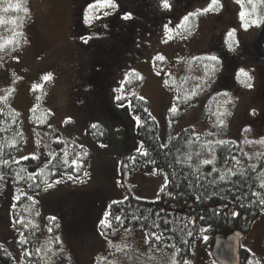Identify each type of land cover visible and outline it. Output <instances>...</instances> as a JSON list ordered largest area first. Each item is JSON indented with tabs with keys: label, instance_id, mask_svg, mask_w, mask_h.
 Wrapping results in <instances>:
<instances>
[{
	"label": "rangeland",
	"instance_id": "1",
	"mask_svg": "<svg viewBox=\"0 0 264 264\" xmlns=\"http://www.w3.org/2000/svg\"><path fill=\"white\" fill-rule=\"evenodd\" d=\"M154 1L151 9L153 13L160 3ZM74 2L25 0L22 3L18 0H0V36L3 41L0 49L3 51L5 48L4 57L0 56V98L10 95V104L20 116L26 138L20 158L33 157L39 164H44L51 159L56 141L85 147L92 156L85 170L87 175L84 173L79 176L78 181L63 178L60 183H53L38 193H27L28 196L19 203L16 201L25 193L12 186L6 187L0 200V237L13 248L33 226L36 231L34 244L36 251L39 249L37 253L41 264H173V250L152 248L145 231L102 234L98 218H95L98 210L113 200L122 199L127 192L139 198L156 197L166 182V176L161 171H134L125 179L126 190L120 186L119 156L139 147L133 133L134 120L127 113L128 97L136 94L147 100L150 113L157 122V136L162 144L181 129L191 127L195 135L203 138L208 151L218 142H233L248 157L249 163L254 164L264 153V88L258 85V72L254 60L248 56L249 49L241 52L237 45L256 40L258 30L263 35L264 19L258 25L249 24L247 29L242 27L239 12L244 10L251 13L253 5L248 0L246 3L242 1L243 5L236 0H222L219 11L207 13L202 9L208 6L209 1L199 2L200 5L189 12L196 15L189 18L184 28H177L176 25L189 13L178 16L182 9L178 0H169L171 7L167 9H172L175 14L165 15L160 19L162 21L158 24L154 22L153 25L148 23L144 14H148L145 1L113 0L117 5L115 9L107 6L88 7L89 4H97L98 0H83L82 5L76 6ZM9 3L10 15H6L3 9ZM20 3L27 9L26 12L15 10ZM110 9L115 14L114 23L124 21L123 16L129 14L126 24L135 18L143 20L153 34L141 27L140 32L131 22L129 27H132L133 32L137 30L134 32L137 37L135 49L138 43L145 44L140 42L142 38L150 40L141 53L134 54V47L126 42L128 39L124 41L120 38L117 43L121 44L120 54L124 59L111 66L109 63L116 60L113 57L104 59V63H94L95 68L101 71L92 74L90 79L94 78L96 86L100 83L96 82V77H105L104 80L111 83L109 92L114 98L113 109L121 113L123 120L117 129L109 123L114 117L106 115L108 124L103 118L94 121L100 124L104 122L107 130L106 140L100 143L86 135L85 117L68 111L69 103L73 101L72 89L79 82L77 79L69 82L72 70L69 57L75 52L79 41L93 46L90 48L92 52L99 50L100 42L109 45L103 37L106 31L102 30L109 28L106 19V24L100 22V36H89L88 33L94 31L92 27L95 22L105 17ZM158 10L167 11L162 5ZM150 16L155 17L153 14ZM255 17H264V10L260 12L256 6ZM75 22L81 26L75 31L87 33L88 37L81 39L79 36L81 40L70 38L71 25ZM86 22L89 23L87 29L83 26ZM120 24L117 26L121 29ZM165 24L172 29L167 34ZM100 26L97 25L95 30ZM232 29L236 30V36L230 50L226 40L227 33ZM209 39L210 44L216 40L217 45L211 46L215 48L212 51L204 52ZM217 49L229 55H223ZM208 55H216L219 64L193 59ZM157 56L163 59H155ZM75 61L76 58L71 60L77 63ZM107 69L111 71L109 76L105 74ZM241 69L248 76L239 74ZM131 70L135 71V80H128ZM49 74L51 78L45 80L44 77ZM248 83H251L250 88ZM197 85L200 87L197 88ZM194 90L196 95H192ZM78 96L85 97V94L77 91L76 101L81 100ZM116 96H122L124 100L115 101ZM85 103L89 107V102ZM174 105L176 111L171 112ZM33 109L37 120L34 124L30 120ZM45 110L51 115L49 122L43 117ZM209 159H213L212 155ZM11 188L13 190H9ZM85 227L96 228V234L84 235L81 232ZM241 246L248 255L264 264V218L252 224Z\"/></svg>",
	"mask_w": 264,
	"mask_h": 264
},
{
	"label": "trees",
	"instance_id": "2",
	"mask_svg": "<svg viewBox=\"0 0 264 264\" xmlns=\"http://www.w3.org/2000/svg\"><path fill=\"white\" fill-rule=\"evenodd\" d=\"M18 1L25 2V0ZM74 1V6L83 4V0ZM148 2L151 7L146 5L145 9L148 14L144 12L148 23L150 25H153L154 22L158 24L165 14L160 13L158 4L154 14L151 9H153L152 5L156 1L148 0ZM110 12L111 9L105 14V18H108L109 23L114 24L116 20H114V16H110ZM150 12L155 17H151ZM1 13L0 11V16ZM5 14L10 15L9 11ZM102 18L100 19L101 22H103ZM100 21H96L92 29L95 30L96 24ZM88 22L83 23L85 28L89 26ZM121 22V29L124 30L125 26L128 25L124 21ZM131 22L135 29L141 27L142 30L146 29L149 33L150 30H148L143 20L135 18V20L131 19ZM75 24L71 25V37L75 40L85 39L86 35H82L84 33L75 31V28L76 30L81 28L80 24H77V22ZM117 24H114L115 29L119 30ZM98 29H102L101 26ZM135 29L134 32L137 31ZM150 33L153 34V32ZM120 38H123L124 41L127 40L126 36H120ZM81 43L83 42L79 41L77 46ZM0 44H3L1 36ZM103 46H99L98 51H93L91 57H94V59L88 58L90 62L88 67H95V62L104 63L106 62L104 59L106 60L108 57L116 59L109 63L110 66L118 60L124 59V56L120 54L121 44L114 45L115 47H106L104 44ZM4 50L5 48H3V51L1 50V57H4ZM132 50H137V48ZM111 52L113 55H110ZM84 67V65L81 66L82 75L84 74ZM72 70L76 71V69ZM96 72V70H93L92 74ZM258 72L264 74V66L258 68ZM105 74L109 76L111 71L107 69ZM104 78H99L102 79V82L97 87L101 86L102 90H100L96 99L85 98L84 103L75 100L78 90L76 91L73 88V101L69 103L70 108L68 110L71 114H80L79 116L83 115L85 117L84 129L86 135L100 143L106 140L107 130L104 122L101 121L100 124L94 121H100L103 118L107 123V115L115 118L112 122H109L113 128L117 129L123 124L121 113L113 109L112 101L114 98L112 99L109 92L112 89L111 83L108 84V80L107 83ZM130 78L135 80L136 75L131 74L128 80ZM262 82L264 83V79H261ZM85 96L87 95L85 94ZM10 98V95L6 98H0V175L4 177L0 179V200L3 199V193L8 186L25 193L16 201V203H19L28 196L27 193H38L47 188V185L42 183L44 181L50 184L55 183L57 180L61 181L63 174L66 172H71L74 177L77 175L82 176L92 161L91 153L85 147L64 145L62 142L56 141L53 144L54 149L51 159L44 164H39L38 160L33 157H29L27 160L20 158V153L26 145V138L22 131L20 116L12 108ZM140 98L136 94L129 95L127 113L134 120L133 133L139 147L142 145V151H146L148 156H139L136 149L120 154L118 159L120 186L126 190L125 179L134 171H161L165 174L167 183H164L154 198H139L127 192L122 199L116 200L118 203L112 204V202H109L105 208L98 210L95 218L100 221L105 211H107L110 215L106 218V222L111 224V227H103L99 224L100 232L110 234L112 232L134 230L163 234V242H157L150 236H148V242L154 249H172L174 253L173 264H185V262L186 264H210L209 247L211 249L215 234L229 233L233 230H240L247 234L256 220L264 218V205L259 203V200L264 198V187H262L264 185V153L254 164H251L248 157L233 142L216 143L208 151L204 147L203 138L195 135L191 127L181 129L178 133L170 136L165 144H162L157 136L158 125L150 113L148 102L146 99ZM86 101L89 102V107H87ZM73 104L74 106H72ZM90 107L91 109H89ZM34 111L35 109L32 110L30 116L32 124L37 121L35 120L36 114L33 113ZM137 116L141 118L142 124L140 125H137L134 119ZM43 117H45L46 122L51 120V115L46 110ZM91 122H94L95 128L92 127ZM66 124L68 125L67 122ZM65 151L69 154V164L76 157V153H80L81 167L79 172L61 167ZM84 153H87V155H84ZM210 155L213 157V163L202 164L203 160H210ZM133 156L136 157L135 164L129 160V157ZM147 160H155L156 164L146 163ZM4 161H7V163H3ZM213 168L217 171H213ZM32 174H35V180L28 179ZM221 175L225 177L223 180L219 179ZM29 184H32L33 187L30 188ZM35 184H41V187L35 188ZM254 192L259 193V197L252 195ZM168 193H171V196ZM233 212H236L237 215L233 216ZM117 215L121 217L119 222L114 219ZM134 216L138 219H133ZM153 222L156 225L155 227ZM83 232L86 236H94L97 230L96 228L88 229L85 227L81 233ZM188 232H191L192 235L189 236ZM35 236L36 231L32 226L28 232L26 231L25 235L20 237L21 239L19 238L13 248L8 246L6 241L0 237V264H41L42 260L34 244ZM21 241L25 242L21 243ZM177 249H179V252H177ZM240 256V264H256L257 262L247 254L243 247ZM259 264L263 263L260 262Z\"/></svg>",
	"mask_w": 264,
	"mask_h": 264
},
{
	"label": "flooded vegetation",
	"instance_id": "3",
	"mask_svg": "<svg viewBox=\"0 0 264 264\" xmlns=\"http://www.w3.org/2000/svg\"><path fill=\"white\" fill-rule=\"evenodd\" d=\"M143 1H146L147 2V5H149V7H151L150 3L148 2V0H143ZM158 2H160L158 4V7L161 5V0H157ZM185 1V3L183 2ZM205 0H179L178 2L181 4V7L182 9H180V12L178 14V16H181V14H184V13H189L191 10L194 9V7L200 5L198 4L199 2H203ZM209 3H210V0H208ZM247 2V0H241V3H239L240 5H243V2ZM254 3L255 5L257 6V9L261 12L264 10V7L261 8L262 6H264V0H254ZM220 5L222 6L223 3H222V0L220 2ZM186 6L189 7L188 9H186ZM221 8V7H220ZM240 11V10H239ZM111 15L110 16H114V12H110ZM161 14L164 13L166 16L170 14V16L174 15V11L171 9V10H167L166 12H160ZM149 14H153L152 12H150ZM155 14V13H154ZM103 17V16H102ZM106 18H102V21L104 22ZM108 21V18L106 19ZM101 22V21H100ZM97 23L98 26H100L101 24ZM109 22V21H108ZM124 22L125 19H124ZM106 24V21L104 22ZM122 24V22H119V24ZM131 22H127V25L128 26H125L124 30L120 29L119 26V30L118 29H115V25L116 23H109V26L106 25L107 27L109 28H104L102 30L106 31L105 34L103 35L104 39H106V42L107 44L109 45H106V47L108 46H114V45H117L118 46V39L119 37H124L126 36L127 37V43L130 44V46L134 47L133 49H135V45H136V41L135 39H137V37L135 38V33L132 31V29H130L129 27V24ZM120 24V26H122ZM261 29V28H260ZM101 29H98L97 30H94V31H90L88 33L89 36H100L101 34L99 33L100 31H102ZM118 31V32H117ZM146 31V30H145ZM264 31V30H263ZM120 32H123V33H120ZM152 31H149V34L152 35V33H150ZM82 35H87L86 34H82ZM88 37V36H86ZM85 37V38H86ZM70 38L72 39V37L70 36ZM255 39L254 41H251L250 43H247V44H244L242 45L241 43H238L237 47H239V49L241 50V52H244L246 51V48H248L249 50H247V53H248V56H250V58H252L254 60V63H255V66H256V69H257V72H258V68H262L264 66V34L261 35V32L258 30L257 31V34L255 35ZM140 42H144L145 44L144 45H141L138 43V48H139V51H138V48L137 50H132V52L135 54V53H141V49L144 48V46L147 44H149L150 40L148 39H141ZM209 44L207 45V47L205 49H203L204 52H209L211 49H215L214 47L211 48V46H214L215 44L217 45L216 43V40H212L211 41V44H210V39L208 40ZM103 43L104 42H100V44L103 46ZM114 43V45H113ZM215 45V46H216ZM93 47L91 45H88V44H84V43H81L79 44V46L75 49V52L72 53L69 57V65H71V68L72 69H76L75 72H73V70H71V76H70V82L71 81H74L75 79H77L79 82H76V85L77 86V90L81 93L83 92V95L86 94L87 96L83 97V96H79V98H81L80 101L78 102H82L85 98L87 99H96L97 95H99L98 93H100V90H102V88H100L101 86H96L95 83V80L94 78L93 79H90L93 73V70H96L97 72H100L98 71V68H95V67H88L89 65V60L88 58H90L92 56V51H90V48ZM115 47V46H114ZM225 48V47H224ZM243 50V51H242ZM138 51V52H137ZM212 51V50H211ZM217 51H221L219 49H217ZM222 53V51L220 52ZM223 55H229V54H226V53H222ZM235 56V55H234ZM76 58V61L78 64L74 63V62H71L72 59H75ZM92 59H94V57H91ZM132 58H135V56H133ZM236 59V58H235ZM93 61V60H92ZM84 62V63H82ZM84 65V74L81 75V66ZM130 72H132V74H135V71L134 70H131ZM91 73V74H90ZM77 74V75H76ZM86 74V75H85ZM88 74H90L88 76ZM258 85L260 86H263L264 88V83L262 82L261 83V79H264V74L263 73H259L258 72ZM96 82H102V81H98V77H96ZM84 81V85L82 84ZM89 82V85L87 84ZM75 89V88H74ZM85 90V91H84ZM84 98V99H83ZM242 249V246L240 244V251ZM209 257H210V247H209ZM241 258V256H240ZM210 259V258H209ZM212 259V258H211ZM212 264H216L213 260H212Z\"/></svg>",
	"mask_w": 264,
	"mask_h": 264
},
{
	"label": "snow or ice",
	"instance_id": "4",
	"mask_svg": "<svg viewBox=\"0 0 264 264\" xmlns=\"http://www.w3.org/2000/svg\"><path fill=\"white\" fill-rule=\"evenodd\" d=\"M236 2L239 4V3H241V0H236ZM248 3L251 4V5H253L252 6V9H251V13H248V12H246L244 10H241L239 12V18H240V20L242 22V27L244 29H247L248 26H249V24L258 25L261 22V20L264 19V17H255V18H253L255 16V13H256V5L254 3V0H248ZM161 5H162V8L163 9H166V10L167 9H170V7H171V5L169 3V0H161ZM10 6L11 5L9 3L8 6L3 9V11L4 12L9 11ZM105 6L110 7L112 9H115L117 7V5L113 2V0H98L97 4H95V5L89 4L88 5V7L90 9H92V8H100V7H105ZM220 7H221L220 0H211V3H209L206 8L202 9V11L205 12V13H207L209 11H219L220 10ZM15 10L16 11H24V12L27 11L26 8H23L22 7V4L21 3H20V5ZM198 11H200V10H198ZM194 15H196V13H189L188 15H185L182 18L181 23L178 24V25H176V27L177 28H184L185 25L187 24L189 18L191 16H194ZM129 18H130V15L129 14H125L123 16V19H125V20H127ZM86 19H87V16H86ZM164 27H165L166 34L172 31V29L169 27L168 24H165ZM235 36H236V30L235 29H232V30H230L227 33L226 43L228 44V47H229L230 50H232L233 44L235 42ZM155 59L162 60L163 57L162 56H157ZM193 59H197V60H207V61L213 62V64H219V60H218V57L216 55H208V56H204V57H194ZM205 67L207 68L208 65H206ZM239 74H242L244 76H248V73L245 72L243 69L240 70V73ZM50 78H51V75L50 74L49 75H46L44 77L45 80H48ZM125 79H127V77H125ZM248 79L250 80L251 77H248ZM247 86L250 88L251 87V83H248ZM199 87L200 86L197 85V88H199ZM117 91H120V89H117ZM192 95H196V91L195 90L193 91ZM225 95H226V93H225ZM115 98L118 101H120V100L123 99L122 96H116ZM140 99H143V97H141ZM170 111L171 112H175L176 111L175 105L173 106L172 109H170ZM134 119H135L137 125L142 124L141 118L139 116L135 117ZM92 127L95 128L96 125L93 124ZM218 143H223V142H218ZM161 147H163V145H161ZM142 148H143L142 145L140 147H137L136 148L137 154L139 156H141V157H147L148 156V153L146 151H142ZM84 155H87V153H84ZM68 156H69L68 152L65 151L64 158H63L61 167L70 168L71 171L79 172L80 171V167H81V156H80V153H76V157L71 160V163L70 164H69ZM23 159L27 160V159H29V157H23ZM129 160H131L133 162V164H135L136 157H134V156L133 157H129ZM145 162L146 163H149V164H153V165L156 164V161L155 160H147ZM3 163L6 164L7 161H4ZM201 163L202 164H205V165H208V164H212L213 161L212 160H203ZM213 171H217V169L213 168ZM85 175H87V173H85ZM3 178L4 177L2 175H0V179H3ZM35 178H36L35 177V174H32V175H30L28 177L29 180H35ZM63 178H66L69 181H78L80 179V177L78 175L74 177L71 174V172L64 173L63 174ZM224 178L225 177L223 175H221L219 177V179H221V180H223ZM60 182H61L60 180L55 181V183H60ZM42 183L46 184L47 187H51L52 186L47 181H44ZM166 183H167V178H166ZM29 187L31 188V187H33V185L32 184H29ZM34 187L35 188H40L41 187V184H35ZM262 187H264V185H262ZM168 195L171 196V193H168ZM252 195L259 197L260 194L254 192V193H252ZM29 199H31V197H29ZM125 199H127V197H125ZM116 203H118V201H116V200H113L112 201V204H116ZM259 203L261 205H264V198H261L259 200ZM109 215H110L109 212L105 211V213L103 214V217L99 221V224L101 226H103V227H111V224L106 222V218H108ZM232 215L235 216V215H237V213L236 212H233ZM52 219L54 220L55 218L53 217ZM114 219L116 221H118V222L121 221V217L118 216V215L115 216ZM133 219H138V218L134 216ZM153 225H154V227L156 226L154 222H153ZM25 226H27V225H25ZM49 231H51V229H49ZM188 235L191 236L192 233L191 232H188ZM146 236H150L151 238H153L157 242H163V239H164L163 234H157L156 232L146 233ZM24 242L25 241H21V243H24ZM37 251H39V249H37ZM177 252H179V249H177ZM185 264H186V262H185ZM256 264H259V261H257Z\"/></svg>",
	"mask_w": 264,
	"mask_h": 264
},
{
	"label": "water",
	"instance_id": "5",
	"mask_svg": "<svg viewBox=\"0 0 264 264\" xmlns=\"http://www.w3.org/2000/svg\"><path fill=\"white\" fill-rule=\"evenodd\" d=\"M243 232L234 230L228 234L217 233L211 248V256L218 264H240V240Z\"/></svg>",
	"mask_w": 264,
	"mask_h": 264
}]
</instances>
